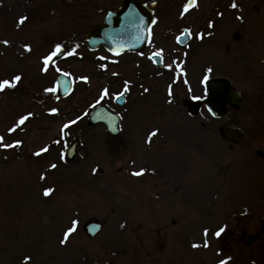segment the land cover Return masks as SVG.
I'll use <instances>...</instances> for the list:
<instances>
[{
    "label": "rangeland",
    "instance_id": "1",
    "mask_svg": "<svg viewBox=\"0 0 264 264\" xmlns=\"http://www.w3.org/2000/svg\"><path fill=\"white\" fill-rule=\"evenodd\" d=\"M122 1L0 0V82L6 75L10 83L21 77L7 89L10 111L5 118L0 112V126L8 117L10 129L30 119L24 134L9 136L18 143L9 147L8 161L1 160L0 151V264H101L107 259L116 264H264V188L250 176L264 161L253 151L264 149V51H252L251 45L240 51L220 48L226 32L242 29L235 7L232 18L226 11L217 22L200 23L201 35L189 44L192 64L183 82L172 81L170 73L141 80L125 66L131 65L128 56L81 43L104 9ZM181 1L163 0L167 9L160 19L177 14ZM211 1L202 0L196 21L208 13ZM258 17L249 11L243 24L252 39L264 36V18ZM21 18L26 19L18 23ZM57 45L66 54L45 65ZM260 45L264 50L263 41ZM59 71L69 73L75 84L70 94L56 97L47 89L54 88ZM213 73L230 75L243 103L220 117L204 106L188 114L181 98L203 96L202 78ZM124 82L129 86L118 134L93 125L82 133L68 127L60 136L63 119L104 101L100 87L107 88L111 101ZM17 86L24 98L13 100ZM234 123L247 138L232 150L218 127ZM152 132L157 134L149 141ZM74 139L77 157L67 161L64 153ZM238 149L251 154L243 170V160L234 155ZM233 168L240 176L230 174ZM142 169V175H133ZM88 218L103 222L94 237L81 226ZM74 221L75 230L61 243ZM220 228L224 231L216 236Z\"/></svg>",
    "mask_w": 264,
    "mask_h": 264
},
{
    "label": "flooded vegetation",
    "instance_id": "2",
    "mask_svg": "<svg viewBox=\"0 0 264 264\" xmlns=\"http://www.w3.org/2000/svg\"><path fill=\"white\" fill-rule=\"evenodd\" d=\"M137 1L140 2L141 4H143L146 8L150 9L151 10V16H152V19L148 25L147 38H146V41L144 42L143 46L140 49H124V50L119 51L118 53H113L112 51H110L106 47H104L103 45H100L95 49L103 48V49L107 50L114 57L125 56L126 59H128L127 58V56H128L130 58L129 61H130L131 65L129 64V62L128 63L126 62V63H124L125 66L130 67V68L132 67L135 70V72L138 74V78L141 80L146 78V81L148 80L147 78H149L151 80L152 78H155V77L159 78L160 76H164V75L170 73V75H172L171 76L172 81L176 82V81L180 80L183 82L185 77L188 76L187 74L189 72V68H187V67H191L190 65L192 64V58H191L192 51H189V48H190L189 44L192 43L193 41H195V39L201 35L200 29L202 26L200 23L205 21V20L208 22H210L212 20L217 22L218 20L222 19L223 15L226 13V11L229 12L230 17L232 18L233 17L232 12L235 10V8L232 7L231 2H226V0H212V1L210 0L211 3H207L206 9H205L206 11L209 10L208 13L203 12V14H201L199 16L198 20L196 21L195 16H198L196 10H199L202 8V6H203L202 0H194V2H193V0H182L181 1L182 3H180L178 6H176L177 7V14L170 16V18L167 20H161L160 14H161L163 8L167 9L166 6L162 3L163 0H137ZM239 1H240V5L238 7L236 6V9H237L236 14H238L240 16V18H238V21L240 22L242 29L237 27V28H234L233 30H231L229 32H226L225 35L223 36L222 41L219 43L221 46L220 48H222V50L225 49L223 51H240L242 47L251 45L252 51H264L263 49H258L261 46L260 42H262V41L264 42V36L262 37V39H252V37L249 36L247 33L248 29H243V24L245 23V17L248 16L249 11L257 12V15L260 16L258 18H262V19L264 18V0H239ZM123 2H124V0L120 4H118L114 7L121 5ZM168 9H169V7H168ZM105 10L106 9H104V11ZM175 10L176 9H174V12H175ZM169 11H171V10L169 9ZM199 11H201V10H199ZM103 15H104V12H103ZM103 15H102V18H103ZM199 19H200V21H199ZM101 21H102V19H101ZM258 22H259V20H258ZM240 25L237 24V26H240ZM254 40L257 41V43ZM85 47L89 50H95V49H90L86 45H85ZM153 53L154 54L160 53V55L152 56ZM59 57H61V56H59ZM78 58L82 59V61H86V58L83 56H80ZM260 59L263 60L262 58H260ZM116 65H117V67L122 68L121 62L117 61ZM102 67L104 68L105 65L103 64ZM154 68H158L159 72L153 73ZM59 72H61V71H59ZM59 72H57V73H59ZM67 74L70 76V78L72 79V82H73V86H72V90H71V92H72L73 88H74L75 80L69 73H67ZM177 74H179L178 77H177ZM216 74L227 75L232 80V82L236 84V86L238 88L237 83L227 73H213V74H208V75H216ZM170 75H168V76H170ZM208 75H206V76H208ZM206 76H204L202 78L203 86H204V79ZM83 77H85V81L89 80V76L87 74L86 75L84 74ZM4 80L8 81L9 75H6L4 77ZM173 83L174 82H172L170 84H166V87H170L171 85H173ZM54 84H55V81H54ZM188 84L191 85L190 81H188ZM127 86H129V84L127 82L122 83L121 87L111 97L112 103L116 104L118 106V108H114L110 103L111 101H107L108 95H107V97H106V95L103 96V98L106 97L104 99L101 98L102 94L107 89V88L105 89L104 87H100L101 88L100 89L101 96H99V98H100V100H104L106 102L101 101V102L96 104V105H98L100 103H103V104L107 105L110 109L119 113L120 131H121V127H122V124H121L122 113L120 111V107H122L124 105V102L126 100V95L128 94L127 93L128 90L125 91V88ZM146 87H148V86H146ZM7 89H8V87H6V88H4V90L0 91V94L6 93V94H3V96H0V112L3 111L4 118L7 114H9V111H10L8 105H9V98L11 96L8 94ZM239 91H240V95H241V103H240V105H241L243 103V93L240 89H239ZM122 92L124 93L123 102L121 104L119 102H115L114 101L115 96L119 95ZM14 94L15 95H12L13 100L18 95L23 96L24 92L20 86H17V87H15ZM184 97L199 98L202 96L190 94V95L184 96ZM23 98H24V96H23ZM182 98H181V102H182ZM108 99H110V98H108ZM1 103H3V104L1 105ZM96 105H94L93 107H95ZM240 105L237 108H233L231 106H228L227 112L225 114H227L230 109H232L233 111L238 109L240 107ZM89 106H90V104H88V106L85 105L84 108L81 109L80 111L74 113L72 116H70L66 119H63L62 123H65V124L60 127L61 128L60 131L63 132L68 127L71 129L75 127V129H77V131H80L82 133L88 127L93 126V125H102L106 130L105 124L102 122H98V123H94V124L88 123V117H89L91 109L93 108V107L90 108ZM21 113H22V111H21ZM21 113H19V114H21ZM50 114L54 117H56V115H58V113H55V112L50 113ZM231 114H233V113H231ZM221 116H223V115H221ZM33 117H35V116H33ZM23 120H24L23 124L19 123L18 126L14 127L13 129H10L9 117H8V119L6 120L8 123L3 128L0 126V138H3L2 142H0V151L2 154V156H1L2 161H8V159H9V155H8L9 147H4L3 145H16L18 143V140L15 139L16 137L15 138L12 137V139H11V138H9V136L12 135L13 133L15 135H17V134L22 135L25 133V129H26L25 125L27 123H29L28 120H30V119L24 118ZM72 121H75V123H72ZM84 123L86 124V126L84 125ZM65 125H68V127H65ZM83 125L85 127H83ZM230 125H233V124H230ZM16 129H17V131H15ZM243 130H244L243 136L238 142H232V141L225 140L227 142V146L229 149L233 150L236 146L240 145L242 142H244L246 140V138H247L246 137V130L244 128H243ZM252 131L255 132L256 130H252ZM253 135H255V134H253ZM22 137H24V136L19 137V141H21L20 144H23V138ZM74 140H77V139H74ZM248 140H249V143L252 141V139H248ZM78 146H79V141H78ZM253 151L258 157L264 159V149L263 148L255 146ZM234 155H237L238 157L240 156L239 158H241L243 160V163H241V166H242L241 170H243L245 168V166L243 167V164L246 163V160L248 159V157L251 154L247 155L246 150L238 149V152L234 153ZM67 161H74V160H67ZM235 161H237V160L232 159L230 161V163L235 162ZM259 165L260 166L256 167V169L252 168L250 176L255 178L257 183L260 184L264 188V161L260 160ZM238 171H240V170L239 169L236 170L233 168V169H231L230 174L236 173L237 176H240V173H237ZM233 182L234 181H232V183ZM260 233H262V231H260Z\"/></svg>",
    "mask_w": 264,
    "mask_h": 264
},
{
    "label": "water",
    "instance_id": "3",
    "mask_svg": "<svg viewBox=\"0 0 264 264\" xmlns=\"http://www.w3.org/2000/svg\"><path fill=\"white\" fill-rule=\"evenodd\" d=\"M152 19L151 10L137 0H124L117 7L106 8L102 21L92 25L82 39L89 48L103 45L113 53L124 49H140L147 38L148 25ZM49 62L66 53L64 47ZM156 54H152L155 56ZM64 71L55 76L54 89L57 97L68 95L73 86L72 79ZM204 79V95L199 98L183 97L182 104L190 115L197 114L202 106L211 116L219 117L227 112L228 106L237 108L241 103L240 91L236 84L225 74L208 75ZM120 95V94H119ZM117 95V96H119ZM114 101L123 102V96ZM102 122L106 131L112 135L120 132L119 113L100 103L93 107L88 117V123ZM243 127L238 124H224L218 127V133L224 140L238 142L243 136ZM78 150V141L73 140L67 147L64 157L66 160H75ZM259 151V150H258ZM260 152V151H259ZM84 233L89 237L97 235L103 226L98 218L85 219L82 224ZM101 264H116L114 260L107 259Z\"/></svg>",
    "mask_w": 264,
    "mask_h": 264
},
{
    "label": "snow or ice",
    "instance_id": "4",
    "mask_svg": "<svg viewBox=\"0 0 264 264\" xmlns=\"http://www.w3.org/2000/svg\"><path fill=\"white\" fill-rule=\"evenodd\" d=\"M193 2H194V0H193ZM236 6H237V5H236L235 3L232 4V7H233V8H235ZM24 19H26V18H21V20L18 21V23H23V22H24ZM5 43H7V42H5ZM60 51H61V48H60L59 45H57V46H56V49H55V50H54V51H53L48 57L45 58V60H44L45 65H47V64L49 63V61L52 60V58H53L54 56H56ZM156 55H160V53H157ZM45 70H46V69H45ZM209 71H211V70L209 69ZM65 75H67V74H65ZM20 79H21V77H19V76H15V77L13 78V82H12V83H10V82L7 81V80H4V81L0 82V91L4 90L5 87H13V86H15V82H16V81H19ZM205 79H207V77H205ZM47 91H56V89H54V88H53V89H47ZM125 91H127V87L125 88ZM123 94H124L123 92L120 93V95L117 96V99H119L121 96H123ZM104 95H107V90H105V92L102 94V97H101V98H103ZM19 123H20V124H23V123H24V120L22 119ZM72 123H75V121H72ZM65 127H68V125H65ZM156 134H157L156 132H152V133H150V134H149V141H150L151 138H152L153 136H155ZM2 139H3V138H0V142H2ZM3 146H4V147H12L13 145H3ZM37 154H38V153H37ZM53 167H55V166H53ZM143 171H144V170L142 169L140 172H134L133 175L140 176V175L143 174ZM49 193H50V190H45L44 195H45V196H48ZM75 224H76V222L74 221V222H73V228H71V229H69L67 232H65V234H64V240H62L61 243H64V242L68 239V237H69V235L71 234V232L75 230ZM223 231H224V228H220V229L215 233V235H216V236H220L221 233H222ZM207 234H208V232H207V230H205V236H207ZM203 246L207 247V246H208V245H207V242H205V244H204ZM193 247H199V245H193ZM220 264H227V262H226V261H221Z\"/></svg>",
    "mask_w": 264,
    "mask_h": 264
},
{
    "label": "trees",
    "instance_id": "5",
    "mask_svg": "<svg viewBox=\"0 0 264 264\" xmlns=\"http://www.w3.org/2000/svg\"><path fill=\"white\" fill-rule=\"evenodd\" d=\"M100 101H98L97 100V102H92L91 104H90V108H92L94 105H96L97 103H99ZM60 133H62V134H60V136L62 137V138H64V136H65V132H60ZM62 155V154H61ZM61 155H59L60 157H61Z\"/></svg>",
    "mask_w": 264,
    "mask_h": 264
}]
</instances>
